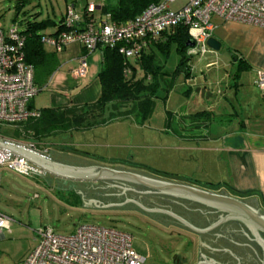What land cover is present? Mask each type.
Masks as SVG:
<instances>
[{
	"label": "crops",
	"instance_id": "0c3cea01",
	"mask_svg": "<svg viewBox=\"0 0 264 264\" xmlns=\"http://www.w3.org/2000/svg\"><path fill=\"white\" fill-rule=\"evenodd\" d=\"M102 3L95 6L94 18L101 15L98 5ZM84 8L85 5L77 6L74 3L76 12L82 13ZM210 21L214 26L212 37L220 42V49L225 46L230 57L234 58L230 65L224 62L223 68L215 70L212 69L215 63L208 62L206 57L215 55L216 51L207 50L200 56L202 58H191L190 74L188 78H184L186 88L181 90V94L186 101L194 100L192 106L202 109L182 110L179 106L178 113L174 114L182 121L183 116L204 111L202 116L204 124L198 128L200 135H178L176 130L173 131L174 136L181 139L178 142L182 144L176 147L175 153H171L174 161L179 163V169L170 171L176 178L158 176L155 178L184 183L211 192H225L264 211V90L255 84L257 70L264 69V28L239 22H226L216 16L211 17ZM44 48L47 52H54L55 68L46 80L43 79L37 84L40 89L29 102L31 108L37 110L46 107L62 108L91 103L98 99L101 88L98 79L101 67L99 49L87 54V73L84 77H78L74 70L80 56L86 54V50L80 44L71 43L59 52L48 45H44ZM236 69L239 72L238 76L235 74L233 76ZM196 71L201 73V79ZM169 95L170 92L167 98ZM186 103L187 106L191 105V102ZM72 133L69 134L70 137ZM0 139L26 148L32 142L23 139L22 135L12 138L10 135L0 134ZM47 141L45 139L41 148H37L36 151L68 165H85L80 163L85 160L81 159L83 157L81 154L88 153L76 150L71 145H64L66 143H62L65 147H59L60 151H55ZM195 153L200 155L194 157ZM85 161L88 165H97ZM180 164L184 167L180 168ZM131 171L147 175L138 170ZM2 172L8 174L3 176ZM15 176L32 177L0 167V204L7 208L8 202L16 199L18 189L22 187L17 183ZM36 177L44 180L57 178L44 173ZM78 204L81 205L80 198ZM0 212L13 218V214L1 207ZM12 224L13 221L8 229L2 230L0 239L3 238L4 232L10 233ZM196 239L194 244L198 245V238ZM195 261L198 263V259Z\"/></svg>",
	"mask_w": 264,
	"mask_h": 264
},
{
	"label": "rangeland",
	"instance_id": "374dc122",
	"mask_svg": "<svg viewBox=\"0 0 264 264\" xmlns=\"http://www.w3.org/2000/svg\"><path fill=\"white\" fill-rule=\"evenodd\" d=\"M20 1L0 0V27L7 30L16 25L21 30L28 22L49 18L55 25L46 27L40 33L50 34L56 30L67 4L74 2L77 6H84L89 2L95 5L104 2L112 5L117 0H26L17 9ZM183 1L176 0L169 6L177 8ZM200 56L203 55L193 57L202 58ZM207 58L208 62L215 63L212 68L215 70L223 68L224 62L230 65L234 57H230L224 46ZM168 67L171 68V64ZM196 74L201 79V73L196 71ZM184 88V77L178 75L169 97L156 99L151 115L142 124L129 119L96 127L85 133H72L71 137L70 132L59 133L47 137L48 145L55 151H60L59 147L63 148L64 145H71L76 150L88 153L81 154V159L97 165L134 169L152 177L176 178L170 171L179 169V163L174 161L171 153H175L176 147L182 144L173 131L176 130L178 135H200L198 128L187 129L188 122L179 120L174 114L178 113L179 106L182 110L202 109L192 106L194 100L186 101L181 94ZM186 102H191V105L187 106ZM167 114L170 115L167 117ZM0 134H15L14 125L0 123ZM182 155L185 156V153ZM199 155L195 153L194 157ZM85 160L80 163L88 165ZM181 165L180 168H183L184 165ZM2 173L3 176L8 174ZM31 176H15L17 183L22 186L18 189L16 199L8 202L9 208L0 204L1 209L13 214L10 233L4 232L0 239V264H23L27 254L37 244L35 231L39 228L48 227L55 234L65 235L83 223L109 226L129 233L132 248L145 259L143 264H197L198 245L194 244V240L197 241L194 235L178 230L173 224L164 225L136 209L82 207L78 204L79 196L74 189H58L55 178L44 180Z\"/></svg>",
	"mask_w": 264,
	"mask_h": 264
},
{
	"label": "built area",
	"instance_id": "2783aa9c",
	"mask_svg": "<svg viewBox=\"0 0 264 264\" xmlns=\"http://www.w3.org/2000/svg\"><path fill=\"white\" fill-rule=\"evenodd\" d=\"M175 1L150 4L140 14L119 24L109 14L97 23L91 19L79 24L82 15L71 4L62 21L66 29L42 35L41 42L57 52L70 43L80 44L86 54L80 56L74 73L84 77L88 70L87 54L100 45L118 46L125 58H133L161 33L183 25L194 43L188 55L194 56L208 50L206 41L212 37L214 26L210 19L213 16L264 28V0H184L177 8H171L169 5ZM94 9L89 3L84 10L89 15ZM23 43L24 37L16 25L7 30L0 27V123L8 125L39 117V111L29 107L39 88L34 83L33 66L25 62ZM256 74L255 84L264 90V69L257 70ZM27 148L37 150L31 143ZM7 155L11 160L2 161ZM0 167L23 176L42 174L34 165L3 149H0ZM12 221L0 212V233ZM35 233L37 244L23 264H143L145 261L132 248L131 235L113 227L83 223L65 235L55 234L48 227L39 228Z\"/></svg>",
	"mask_w": 264,
	"mask_h": 264
},
{
	"label": "trees",
	"instance_id": "16d2710c",
	"mask_svg": "<svg viewBox=\"0 0 264 264\" xmlns=\"http://www.w3.org/2000/svg\"><path fill=\"white\" fill-rule=\"evenodd\" d=\"M159 1L161 0H117L112 5L102 3L98 5L101 14L98 18H94L95 9L89 15L84 10L80 13L83 20L79 24L91 19L97 23L106 14L110 15L113 22L119 24L140 14L148 5ZM24 2L26 0H21L17 4V9ZM71 4L74 7V3L71 2L66 8ZM65 11L61 14L56 30L47 35L57 34L66 29L62 24ZM52 25H55V22L47 18L28 22L20 30L24 37L25 62L34 68L36 86L41 80H46L55 68L54 52L45 50L41 36L46 34L40 33ZM188 41L187 28L177 25L161 33L137 57L125 58L119 52L118 46H98L101 55L98 73L101 88L98 99L81 105L39 109V117L17 123L15 134L10 137L22 135L23 139H29L32 141L30 143L39 149L47 137L59 133L82 132L129 119L144 123L151 115L156 99L167 98L177 76L182 74L184 78L189 77V62L193 56L188 55ZM170 64L171 68L168 67ZM237 72L236 69L233 76L234 74L238 76ZM38 88L40 89V86ZM29 107L31 108L30 104ZM204 113L200 111L187 117L183 116L182 121L188 122L186 128H199L204 124L202 118Z\"/></svg>",
	"mask_w": 264,
	"mask_h": 264
},
{
	"label": "water",
	"instance_id": "95a60500",
	"mask_svg": "<svg viewBox=\"0 0 264 264\" xmlns=\"http://www.w3.org/2000/svg\"><path fill=\"white\" fill-rule=\"evenodd\" d=\"M193 45V41L189 39L187 47H193ZM206 45L213 51L220 49V42L214 37L208 38ZM0 149L23 158L40 169L44 174L58 177L55 178L57 188L74 189L81 199L82 207L136 209L164 225L168 223L175 225L172 220L166 218L169 215L196 234H205L223 222L236 220L247 225L255 235V239L261 245H264V239L259 235V232L264 233V211L225 192H211L192 185L150 177L135 171L120 168H110L100 165L72 166L3 139H0ZM4 160L11 159L8 156V158L2 159V161ZM91 182L98 183L92 184ZM114 183L129 184L130 187L120 190ZM137 187H140L141 190H137ZM138 194L158 195L176 201H184L190 205V210L192 209V212L188 211L189 213L185 214L189 218H194V215L195 217L199 215L202 217L200 219L204 224L199 225L196 222H189L171 209L165 208L164 206L167 203L164 200L155 199L156 202L162 205L161 207H157L148 202L150 201L148 200L149 197L141 199ZM219 213H223L224 216H221L219 220L206 227L214 215ZM203 226L204 228H201ZM231 243L235 246L234 249L229 246V242H215L208 237H204V239L198 238L197 264H246L243 256V258H239L233 253L236 250H241L244 247L243 245L246 246V244L235 241ZM214 250L227 252L229 256H234L236 261L233 258L216 259L210 254ZM260 264H264V260Z\"/></svg>",
	"mask_w": 264,
	"mask_h": 264
},
{
	"label": "flooded vegetation",
	"instance_id": "af4514ba",
	"mask_svg": "<svg viewBox=\"0 0 264 264\" xmlns=\"http://www.w3.org/2000/svg\"><path fill=\"white\" fill-rule=\"evenodd\" d=\"M115 185H117L116 187L119 188L120 190H123V188L130 187L129 184H122V183H117ZM136 189L141 190L140 187H137ZM139 196L141 199L142 198L145 199V197L146 198L149 197L148 200L150 201L148 202L151 203L152 205H156L157 207L158 206L161 207L162 205L156 202L155 199H159L161 201L164 200L167 203L164 206L165 208L167 207L168 209H171L176 214H178L179 216H181L182 218L186 219L189 222H196L199 225L204 224V222L200 219L202 217H200L199 215H197V217H195L194 215V218L193 217L189 218L188 215L185 214V213L192 212L191 211L192 209L190 210V207H189L190 205L184 201H176V200L164 198L158 195H139ZM176 206L178 207L179 210L177 209ZM221 216H224V214L219 213V214L214 215V217L210 220L209 224H207L206 227H208L212 223L219 220ZM166 218H169L170 220H172V222L175 223V225L173 226H175L178 230L192 234L196 238L204 239V237H208L214 240L215 242H218V241L222 243L229 242V246L232 249H234L235 246L231 242L235 241V242H242V244H246V246L243 245L244 247H242L241 250L239 251L236 250L233 252L239 258L243 256L244 258L243 257L242 258L245 260L246 264H260L261 261L264 260V245H261L255 239V235L252 233L251 229L247 225L241 222H238L236 220H228L226 222L221 223L218 227L206 232L205 234L204 233L196 234V233H193L191 230H189L186 226L182 225V223H180L176 219L170 217L169 215H167ZM201 228H204V226ZM259 235L262 239H264V233L259 232ZM210 254L214 256L216 259L222 260V259H232L233 258L235 260L234 256H229L227 252H224L222 250H214V251H211Z\"/></svg>",
	"mask_w": 264,
	"mask_h": 264
}]
</instances>
